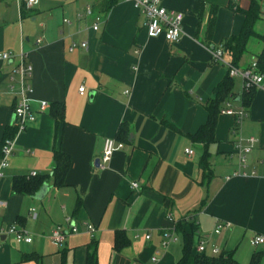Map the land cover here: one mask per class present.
<instances>
[{
  "label": "crops",
  "instance_id": "obj_1",
  "mask_svg": "<svg viewBox=\"0 0 264 264\" xmlns=\"http://www.w3.org/2000/svg\"><path fill=\"white\" fill-rule=\"evenodd\" d=\"M104 1L36 0L28 7L0 0V53H12L0 59V142L14 127L16 96L9 86L18 84L14 68L20 52L32 67L31 107L37 111L36 120L17 135L1 171L0 264H86L92 246L96 264H177L183 233L176 226L189 233L192 222L198 234L193 252L202 242L208 256L233 253L229 245L235 240L250 244L255 235L264 236V79L247 109L238 97L226 101L234 111L244 110L240 122L221 112L225 102L212 141L191 139L206 124L215 87L230 75L210 50L240 32L252 0H160L168 11L183 15L174 43L148 37L144 16L130 3L114 0L106 10L100 7ZM211 5L217 11L207 44ZM260 6L253 28L264 35V1ZM73 43L77 46L70 51ZM261 50L262 43L249 38L238 68L249 66ZM223 60L230 63L225 53ZM242 86V79L233 77V95ZM41 101L46 106L39 110ZM52 103L63 105L61 123L50 113ZM122 124L128 132L118 139ZM105 138L123 147L102 164ZM248 138L255 141L240 166L234 145H245ZM55 150L69 157L59 187L51 177ZM205 152L208 172L199 166ZM31 173L48 175L44 194L12 192L13 178ZM219 223L230 226L215 233ZM10 225L31 241L16 242L5 234ZM72 225L78 232H68ZM57 228L68 232L60 245L50 240ZM116 231L128 239L119 250L113 248ZM24 254L33 256L23 260ZM233 257L238 264L251 258Z\"/></svg>",
  "mask_w": 264,
  "mask_h": 264
},
{
  "label": "built area",
  "instance_id": "obj_2",
  "mask_svg": "<svg viewBox=\"0 0 264 264\" xmlns=\"http://www.w3.org/2000/svg\"><path fill=\"white\" fill-rule=\"evenodd\" d=\"M125 2L130 3L134 9L138 11V13L144 16V26L146 35L150 38L160 37L162 36L167 42L174 43L178 41L180 34L182 33V20L183 15L179 12L168 11L160 2V0H123ZM36 0H16L18 6L21 3H25L28 7H31L35 4ZM86 13L88 15L92 14L91 8L89 6L86 7ZM98 18H96V23L93 24L92 29L96 30L98 27L97 24ZM39 42V40H37ZM77 46L73 43L69 50H73ZM80 46L86 47L85 43H81ZM212 60L216 62L225 63L229 69L230 75L233 77H239L243 81V89H248L252 86L254 87H262L264 76L256 71V61H253L249 64V66L245 68H238L232 66L230 63H226L223 60L224 51L222 46L214 47L210 50ZM12 56V53L5 52L0 53V59L8 60ZM18 63L14 68V73L18 76V84L16 87L13 85L9 86V90L16 96V103L13 109V126L15 128V132L12 137H8L4 139L2 148H1V157H0V177L2 176V169L8 166V159L12 154L13 146L15 139L19 133L24 131L28 125L33 123L36 120L37 111L33 110L31 107L32 103V67L30 64L26 63L24 60V55L22 52L18 55ZM84 87H79L78 91L82 93ZM46 106L44 101L39 103V110H42ZM227 114H233L236 116V122H240L242 116L244 115V110L240 109L238 111H234L230 106V102L225 103V108L221 111ZM253 138H248L246 140V144L242 145L240 141H237L234 145V153L237 155L240 166H244L245 164V155L253 146L254 143ZM123 147V143L115 141L113 138H105L102 153L100 157V162L102 164L108 163L111 159L112 154L121 149ZM27 152H30L27 150ZM185 152L188 155L193 154L192 149H185ZM36 173H31L30 175H35ZM133 187H136V183H132ZM3 203L0 202V205ZM66 222H70V218L66 219ZM230 226V223H219L214 232L219 233L221 229L227 228ZM86 230L89 233H93L95 228L93 225L88 224L86 226ZM70 233L78 232V227L75 225L70 226ZM68 232H64L60 229L52 230L50 234V240L52 243L56 245H60L67 235ZM5 234L12 235L16 242H27L31 241V238L27 236L24 230L17 229L15 225H10L4 232ZM146 238H149V235H146ZM264 243V236L255 235L250 240V244L254 247H257ZM167 241L162 242V246H165ZM196 253H204V246L202 242H198L195 246ZM217 252L216 250L214 251ZM154 261L155 258H152Z\"/></svg>",
  "mask_w": 264,
  "mask_h": 264
},
{
  "label": "trees",
  "instance_id": "obj_3",
  "mask_svg": "<svg viewBox=\"0 0 264 264\" xmlns=\"http://www.w3.org/2000/svg\"><path fill=\"white\" fill-rule=\"evenodd\" d=\"M114 0H106L102 3L101 9L106 10L111 6ZM264 0H252L250 7L246 11L245 22L236 36H232L225 40L220 45L224 53L230 58V64L234 67H238L237 64L246 51V43L249 38H255L262 43V50L260 54L256 57V71L264 75V35L258 34L254 31L255 21L260 19L261 6L260 2ZM203 9V4L201 5V10ZM217 7L211 5L209 7V17L207 21L206 31H205V41L207 44L210 42L216 17ZM233 77L229 74L220 82L214 89V97L211 99L207 105V121L198 132L191 136V139L199 141L203 144H207L213 139V130L215 127L216 117L223 107L226 101H233L238 97L241 102V106L247 109L252 100L255 87L252 86L248 89H243L238 95H233L232 93ZM50 113L54 117L56 124L61 123L63 120V105L61 103H52L50 107ZM128 129L125 124H122L118 130L117 138L123 137V133H127ZM15 132V128L11 127L6 130L3 139L0 142V157L1 148L4 139L12 137ZM53 169H52V179L53 185L56 187L64 185V176L69 166V157L65 153L55 150L53 151ZM200 168L203 172H208L207 168V154L206 152L202 156L200 163ZM48 175H19L15 176L12 180V192L18 194L36 195L39 193L43 185L47 182ZM80 202L78 201L74 208V213L79 209ZM181 224H177L176 230L183 233V246H182V256L177 264H238L233 256L232 252L223 250L217 255L208 256L204 253L193 252V245L195 243V238L198 235L196 231V226L194 223H190L191 232L185 233L180 227ZM128 244V239L122 231L115 232L114 245L115 250H119ZM264 255V249L253 253L248 264H259L261 256ZM33 254H24L23 260H28L32 258ZM86 264H96L95 259V247H88L86 255Z\"/></svg>",
  "mask_w": 264,
  "mask_h": 264
},
{
  "label": "rangeland",
  "instance_id": "obj_4",
  "mask_svg": "<svg viewBox=\"0 0 264 264\" xmlns=\"http://www.w3.org/2000/svg\"><path fill=\"white\" fill-rule=\"evenodd\" d=\"M245 241H240V240H235L233 244H230V248L233 249V253L232 256L234 255L236 256H240V258H244L245 254H249L250 256H252L251 254H253L254 250H263L264 245H259L257 247H253L251 246L248 241L244 244ZM234 258V257H233ZM249 261V258L247 260V262ZM259 264H264V255L261 256L260 260H259Z\"/></svg>",
  "mask_w": 264,
  "mask_h": 264
},
{
  "label": "water",
  "instance_id": "obj_5",
  "mask_svg": "<svg viewBox=\"0 0 264 264\" xmlns=\"http://www.w3.org/2000/svg\"><path fill=\"white\" fill-rule=\"evenodd\" d=\"M46 190H47V187H46V184H44L43 187H42V189H41V191H42L41 196L44 194V192Z\"/></svg>",
  "mask_w": 264,
  "mask_h": 264
}]
</instances>
